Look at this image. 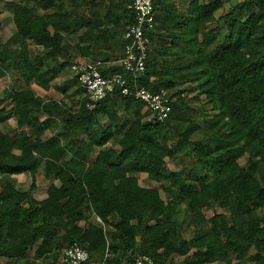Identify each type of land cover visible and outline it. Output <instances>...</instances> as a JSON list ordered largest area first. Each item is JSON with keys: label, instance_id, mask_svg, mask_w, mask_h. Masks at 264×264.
<instances>
[{"label": "trees", "instance_id": "1", "mask_svg": "<svg viewBox=\"0 0 264 264\" xmlns=\"http://www.w3.org/2000/svg\"><path fill=\"white\" fill-rule=\"evenodd\" d=\"M229 1L186 0L179 9L155 0L157 24L140 84L167 90L172 112L164 121L147 118L146 104L120 87L89 108L76 75L77 111L29 88L66 92V84L52 81L68 66L58 57L72 37L86 42L77 49L93 60L103 47L123 51L131 0L6 3L16 26L10 41L18 48L9 53L0 45V78L12 67L26 85L0 93V124L16 116L19 128H0V264H59L75 241L90 253L85 264H122L143 253L156 264H177V256L183 264H264V0L237 2L217 16ZM28 40L49 47L53 64L45 67L43 52ZM188 83L203 104L205 128L192 119L191 99L179 89ZM117 100L132 119L120 118ZM100 110L108 123L100 122ZM55 112L62 123L45 137L51 119L42 116ZM112 139L118 148L109 145ZM169 158L184 165L170 172L169 185L161 184L166 198L160 188L139 186V173L161 183ZM27 172L51 180L46 198L32 196L34 182L17 188L12 176ZM179 204L188 211L182 221L175 217ZM93 216L104 227L90 223Z\"/></svg>", "mask_w": 264, "mask_h": 264}, {"label": "built area", "instance_id": "2", "mask_svg": "<svg viewBox=\"0 0 264 264\" xmlns=\"http://www.w3.org/2000/svg\"><path fill=\"white\" fill-rule=\"evenodd\" d=\"M133 19L124 32L125 45L122 54L115 60L97 57L73 64L72 69L88 99L86 106L96 103L113 93L117 87L124 95H133L143 101L153 116L164 121L172 112L171 99L167 90L153 92L140 84V78L146 71L149 57L150 33L156 29L155 0H131L128 4ZM118 66L113 73L104 74L102 69ZM98 220L103 224L102 220ZM108 256V254H107ZM90 258L89 251L79 242L69 244L63 252V264H85ZM101 264H104L101 263ZM122 264H156L149 254H138L131 261Z\"/></svg>", "mask_w": 264, "mask_h": 264}, {"label": "rangeland", "instance_id": "3", "mask_svg": "<svg viewBox=\"0 0 264 264\" xmlns=\"http://www.w3.org/2000/svg\"><path fill=\"white\" fill-rule=\"evenodd\" d=\"M8 1L11 0H0V20L2 21L3 25L0 28V45L5 46L6 50L9 51V53H11L15 48H18L17 44L15 43H11L10 38L12 37V35L14 34V32L16 31V26L14 24V20H13V12L8 10L6 3ZM118 1V0H116ZM171 1L173 3L176 4V6L179 7V9H183V7L186 5V0H168ZM240 1H244V0H232L226 3V6L221 9L220 11L217 12V16H220L222 14H225L226 12L229 11V9L231 8V6L237 2ZM66 9H71V6L66 4ZM85 11L87 13L90 12V9L87 10L86 7H84ZM78 37H72L70 38V40L68 39V43L71 45L68 47V49L65 50L64 54H61L58 58H59V62L62 61H68V66L65 69H62L61 74H59L55 79H53L52 83L53 84H58V85H62L63 83H67L69 81H71L72 79V73L74 72L72 69V65L76 62L79 61H84V60H88V59H92V56H89L87 58V56H84L75 45L76 42L78 41ZM72 41V45L71 44ZM79 43V42H77ZM29 45L31 48L36 49V51L38 50L39 52H43V57H44V62H45V67L48 65V63L53 64V61L51 59L50 56H48L45 52L47 50H49L50 48H40L38 46H36L34 44V42L30 41ZM109 55V54H108ZM106 52H104L103 50H100V53L94 57H107L108 56ZM86 58V59H85ZM69 65H71V67H69ZM48 67V66H47ZM73 71V72H72ZM75 75V74H74ZM25 85L23 79L21 78V75L17 74L13 68H9L7 69V75L5 77H3L2 79H0V91L1 94L4 93L5 89L7 88H19V87H23ZM30 89H32L37 95L43 96L46 99H50V98H55L59 101H61L63 103V105L66 108H72L73 111H77L80 108V103H79V98L75 97V98H66L63 96V93H61L60 91H57L53 88H51L50 90H44L41 87H39L36 83H31L29 86ZM179 89H185V95L187 97H189V99H191V106H192V113H191V117L194 121L198 122L199 124H201V126L203 128L206 127V124L204 122V117L202 114V108H203V104L201 101L199 100H195L192 97L196 94L195 92H193V87L191 86V83L185 84V85H181L179 87ZM208 109V108H207ZM144 114L147 116V118H152L153 114L152 112L148 109L147 106H144L143 110ZM212 112L211 115H214L215 112L213 111H209ZM128 115V114H127ZM126 117V116H125ZM126 118L132 119V116L129 117L127 116ZM128 120V119H127ZM12 128H15V130H18V126H17V118H12ZM57 122L56 124L53 123L49 128H48V132L46 133L47 137H50L53 135L55 129L57 128ZM202 132H200L198 135H196V138H200ZM116 148H118V142L115 139H112L110 144ZM187 151V150H186ZM92 158H94L92 156ZM180 161V163H178ZM185 163L187 162V158H184ZM167 165H168V170L165 173V177L163 179V181L161 183L155 182V181H150L147 177L146 173H139L137 174L138 178H139V186L140 187H144V186H150V187H157L160 188L161 184L163 185H169L171 182V178L169 177L170 172L172 170H180L182 168V166L184 165V163L182 162V159H167ZM42 173L38 172L35 175V179L37 180H43L42 177ZM31 178H28V183H30ZM162 196L164 198H166V194H164L163 190L160 188ZM177 213H176V219L178 221H182L186 218H188V211H187V206L186 204H179L177 206ZM220 210V209H219ZM206 215L208 217L213 215V211L212 210H206ZM96 219V218H95ZM96 221V224H100L97 219L94 220V222ZM103 226V225H102ZM104 227V226H103ZM184 236L187 238H190L193 236V232H192V228H187L184 230ZM140 238V236L138 235V239ZM34 249L31 251L30 256H34ZM63 252L64 250L61 251L60 253V262L59 264L63 263ZM233 258H235V255H233ZM176 262L177 264H183V257H176ZM43 264H48V262L44 261L42 262ZM98 264V263H96ZM211 264H224L223 262H215V263H211Z\"/></svg>", "mask_w": 264, "mask_h": 264}, {"label": "crops", "instance_id": "4", "mask_svg": "<svg viewBox=\"0 0 264 264\" xmlns=\"http://www.w3.org/2000/svg\"><path fill=\"white\" fill-rule=\"evenodd\" d=\"M2 22V21H1ZM2 25H3V23H2ZM2 27V26H1ZM16 32V31H15ZM14 32V33H15ZM30 41H32V40H28V43L30 42ZM33 42V41H32ZM77 42H79V43H77ZM76 42V44H79L80 46H83V45H85L86 44V42L84 43V42H81L79 39H78V41ZM35 44V43H34ZM71 44H72V41H71ZM75 44V43H74ZM74 44H72V45H74ZM89 45H92L91 43H89ZM69 46H71L70 44H69ZM76 46V45H75ZM77 47V46H76ZM95 50V49H94ZM101 50H103L104 52H106L107 53V57H110V59H112V60H115V59H117L121 54H122V49H112V48H110V47H103V49H101ZM117 55V56H116ZM116 56V58H114ZM89 57V56H88ZM87 57V58H88ZM86 59V58H85ZM63 62V61H62ZM70 67V66H69ZM61 72H62V69L60 70V74H61ZM73 72V71H72ZM75 73L73 72L72 73V79H71V81H69V82H67V83H63L62 85H64V84H66L67 85V90H66V92L65 93H63V96L64 97H66V98H75V97H78L79 98V103H80V98H81V92L79 91L78 93H75L74 91L77 89H79V84L77 83V81L75 80V75H74ZM0 79H2V78H0ZM25 83V82H24ZM26 85V84H25ZM24 85V86H25ZM7 89H11L10 87L9 88H7ZM43 89V88H42ZM6 90V89H5ZM45 90V89H44ZM33 91V90H32ZM34 92V91H33ZM0 93H1V91H0ZM35 93V92H34ZM62 93V92H61ZM40 96V95H39ZM41 97H43V96H41ZM48 100V99H47ZM118 102H119V104H118V108H119V114H120V118L122 119V120H126V119H129V118H126L127 116H129V117H131L132 115L131 114H128L125 110H124V108H123V104L122 103H120V100H117ZM8 107H10V106H8ZM66 108V107H65ZM109 109H111L112 110V107L111 108H109ZM101 111V110H100ZM111 112V111H110ZM100 114H99V117H100V122L102 123V124H105V123H108V121H109V118H108V116L106 115V114H103V112L101 111V112H99ZM128 114V115H127ZM126 116V117H125ZM16 116H13V117H11V118H9L7 121H5L4 123H1L0 124V128L3 130V131H5V132H11V131H15V128H12L11 126H12V118H15ZM17 118V117H16ZM47 118H50L51 119V121H50V126L53 124V123H55L56 124V122H57V128L55 129V131H54V133L58 130V128H59V126L61 125V123H62V117H61V115H59L58 113H54V114H52L51 116H49V115H46V114H44L43 116H42V120H45V119H47ZM47 132H48V130H47ZM53 133V134H54ZM47 135V134H46ZM45 135V137H47ZM111 142V141H110ZM110 142H109V144H110ZM65 143H67V141L66 140H64V144ZM15 152H18V151H15ZM92 156L94 157V158H92ZM95 157H96V153L95 152H92L91 153V155H90V157H89V161L90 162H93L94 160H95ZM43 175V174H42ZM31 178V182L30 183H28V178ZM43 178V180H37L36 181V179H35V177L33 178V176L29 173V172H27V173H21V174H14L13 176H12V179L14 180V182H16V186H17V188H19V189H23V190H27V189H29L30 187H31V185L33 184V182L35 183V188H34V190H33V192H32V196L33 197H35L36 199H38V200H42V199H44V198H46L47 197V189H48V187H49V185H50V183H51V180L50 179H45V177H44V175L42 176ZM97 219V221L100 223V224H98V225H100V226H102L103 224L98 220V217L97 216H93L92 218H90V223H94V224H96V221L94 222V220H96ZM82 224H84V223H82Z\"/></svg>", "mask_w": 264, "mask_h": 264}]
</instances>
